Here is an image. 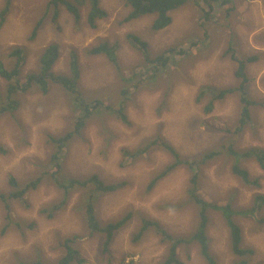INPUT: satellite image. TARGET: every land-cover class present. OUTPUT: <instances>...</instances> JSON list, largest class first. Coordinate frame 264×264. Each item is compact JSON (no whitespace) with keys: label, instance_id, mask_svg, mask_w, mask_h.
Wrapping results in <instances>:
<instances>
[{"label":"rangeland","instance_id":"1","mask_svg":"<svg viewBox=\"0 0 264 264\" xmlns=\"http://www.w3.org/2000/svg\"><path fill=\"white\" fill-rule=\"evenodd\" d=\"M210 1H188L171 12L170 26L156 31L152 28L156 15L126 21L131 8L125 0H102L101 6L109 16L98 21L97 28L89 26L88 9L83 7L79 23L64 9L60 16L62 30L58 31L52 22L50 0H12L6 21L0 23V62L12 69L16 63L12 53L22 49L26 57L22 80L37 72L40 55L51 43L61 46V58L53 69L59 75L70 73L71 51H79L80 88L90 99L108 98L106 102L114 105L123 94L125 79L134 74L145 77L137 78L129 93L122 95L128 101L125 112L129 123L116 114L100 121L92 119L83 137H76L59 154V173L66 179L97 176L108 185L122 184L118 192L104 193L95 199L96 216L102 225L133 213L107 248L105 235L88 227L82 207L92 196V187L75 189L66 206L53 218L48 216L54 203L63 199L51 175L57 169L49 170L54 166L49 162L53 153L57 155L51 139L68 133L75 116L65 89L57 83L51 84L47 95L31 89L18 97L21 104L16 113L0 115V145L7 149L0 153V195L14 190L11 176L21 186L38 176L44 177L37 189L11 201L13 224L4 201H0V264H32L38 260L57 264L67 238L74 240L85 264H160L167 246L156 227L138 240L142 219L159 222L162 229L175 236H185L195 229L193 205L177 211L165 207L178 205L187 196L192 174L187 166H182L151 187L173 157L165 150L154 149L132 160L123 157L124 149L143 148L145 141L155 139L159 133L184 158L220 150L232 142L238 149L264 148V0H218L209 5ZM5 4L6 0H0V10ZM42 19L40 32L33 39V30ZM129 34L148 43L152 60L166 51L174 57L167 65L148 62L128 39ZM105 41L118 42L117 65L106 54H91L93 47ZM230 47L240 56H259L258 61L248 64L247 71L251 98L261 104L252 108L249 128L235 137L232 131L240 116L237 94L217 101L209 113L205 108L212 93L207 91V96L198 100L204 87L221 90L238 85L236 64L228 53ZM184 50H189L188 56L180 55ZM6 85L0 76V92ZM1 103L0 99V106ZM232 165L233 160L222 155L203 167L200 194L212 203L232 200L237 206L247 207L255 193H264V169L252 160L242 164L252 177L260 178L261 189L255 190L242 184ZM238 221L244 232L242 247L254 251L248 264H264V227L246 216L238 217ZM15 222L24 228L18 229ZM208 235L218 264H234L237 258L232 254L228 229L218 212H210ZM179 252V259L185 264H206L195 245H184Z\"/></svg>","mask_w":264,"mask_h":264},{"label":"trees","instance_id":"2","mask_svg":"<svg viewBox=\"0 0 264 264\" xmlns=\"http://www.w3.org/2000/svg\"><path fill=\"white\" fill-rule=\"evenodd\" d=\"M188 1L190 0H125L127 5L131 8V12L126 17V21H132L146 15L154 14L156 15V18L152 23V28L156 31H160L172 24L173 18L171 12L181 8ZM217 1L218 0H211L208 4L211 5V3ZM101 2L102 0H50L49 10L52 12V22L56 29L61 31L62 26L60 23V16L65 9L66 12L74 18V21L79 23L82 20V8L85 7L88 9L87 23L92 28H97V22L105 20L109 16V13L102 8ZM11 8L12 0H6L5 7L0 10L1 24L6 21ZM43 23L44 20L42 19L36 24L32 34L33 39L38 36ZM128 39L134 46L138 47L143 52L146 60L150 63L161 62V64L167 65L171 61V57H174L173 55L168 56L167 54L169 51H166L156 59L152 60L149 56L148 43L146 41H143L133 34H129ZM118 47L119 44L117 41L113 44L105 41L104 43L93 47L91 54H106L117 65L116 50ZM180 52V55H189V50H187V52L185 50ZM228 53L232 54V58L236 64L234 75L237 80H239L238 85H235L233 88H223L221 90L204 87L198 96V100L202 101V99L207 96V91L212 93V99L205 108V111L209 113L214 109L217 101L224 100L230 94H237L240 103V116L237 126L232 131L235 137L241 134L243 135L246 129L249 128V125L252 122V108L261 104L251 98L252 96L248 90L249 78L247 71L248 64L258 61L259 56H240L233 47L229 48ZM12 56L16 58V63L12 69L7 68L0 62V76L7 83L5 89L0 92V99L3 103V105L0 106V115L16 113L21 104L18 97L20 95L28 94L31 89L47 95L50 92L52 83L60 84L65 89L68 96V105L70 109L75 112V116L71 119V127L69 128L68 133L62 137L51 139L56 145L57 155L53 153L54 155H52L49 162L54 163V166L51 165L49 170L57 169V171L53 172L51 175L56 186L62 191L63 199L54 203L51 209H49L48 216L53 218L55 213L65 207L75 189L92 187V194L90 193L92 196L88 198L82 206L85 211V219L88 227L94 232L105 235V247H109L116 232L133 218V213H129L119 221L115 220L114 222H107L102 225L96 216L95 199L98 198L97 196H102L104 193L118 192L122 184L108 185L97 176H93L86 180L66 179L59 173L60 169L62 170L61 163H58L59 154L61 149L66 145L68 147V144L70 142L72 143L76 137H83V132L92 119H98V121H100L106 116L116 114L122 119V121H124V123H129L125 112L128 101H125L124 97L122 98V95L126 96L127 93H129V88L133 87L131 83H134L139 77L143 79L145 74L140 76L134 74L128 79H125L124 83L127 84L122 88L123 94L118 97L117 103L113 105L106 102L108 98H106L105 101L102 99H90L80 88L81 64L79 51H77V49H72L71 51L70 73L59 75L56 74L53 69L59 61V58H61V46L56 43L49 44L44 48L40 55L37 72L28 75L25 77V80L21 79L22 69L26 61L24 51L18 48L12 53ZM164 69H162L161 72L164 71ZM153 72L154 70L151 73ZM158 75L159 74L154 78H157ZM3 99H5V102H3ZM121 99L122 103L120 105ZM262 104L264 105V103ZM119 105L120 107L118 108ZM144 143V147H140L136 151L124 149L122 154L123 157L137 160L141 158L142 155H145L154 149L165 150L173 157V162H171L166 169L152 181L151 187L156 185L160 180L165 179L168 174L174 172L179 167L187 166L192 174L189 179L187 196L182 199L178 205L173 204L174 206L167 205L165 207L177 211L179 209H184L188 205H193L197 227L185 236H175L168 233L166 229H162L159 222L142 219L143 224L138 233V240H140L151 228L156 227L158 229L157 233L161 234L162 242L167 246L168 250L164 260L160 264H185L179 259L180 248L184 245L197 246L199 253L205 259L206 264H218V259L211 250L210 238L208 235L210 212H218L228 229L229 245L232 254L237 258L234 264H248V258L254 254V251L242 247L244 232L238 221V217L246 216L253 218L257 220L260 226L264 227V215H261V212L264 209V193H255L251 205L247 207L237 206L232 200L225 204L212 203L203 198L200 194V174L203 167L212 163L216 158L224 155L228 159L233 160L232 171L234 175L241 180L243 185L251 189L260 190V178L252 177L251 173L245 169L242 164L244 161L252 160L264 169V148L249 147L246 149H238L232 142L231 144L225 145L220 150L204 152L193 158H184L176 148L161 135V133H159L155 139L149 142L145 141ZM5 152H7V149L0 145V153ZM44 176L46 177L49 175ZM10 179V185L14 190L8 194L0 195V201H4L5 207L8 211V219L11 218L12 213L11 201L13 199H22L30 190L37 189L44 180V177L38 176L35 180H32L23 186L17 182L15 177H11ZM13 223L12 220V224ZM15 225L18 229L24 228V225L19 222H15ZM73 242V239L67 238L62 244L63 253L58 259L57 264H85L86 260L83 257L82 252L74 247ZM32 264L45 263L38 260ZM130 264H133V262Z\"/></svg>","mask_w":264,"mask_h":264},{"label":"bare ground","instance_id":"3","mask_svg":"<svg viewBox=\"0 0 264 264\" xmlns=\"http://www.w3.org/2000/svg\"><path fill=\"white\" fill-rule=\"evenodd\" d=\"M13 3V2H12ZM60 59V58H59ZM74 143V142H73ZM73 145V144H72ZM4 146V145H3ZM6 149V148H5ZM69 152V151H68ZM12 153V152H11ZM17 175H18V173H17ZM12 177V176H11ZM17 179V178H16ZM9 180H11V179H9ZM18 182V181H17ZM20 182V181H19ZM21 183V182H20ZM19 183V184H20ZM23 184V183H22ZM122 187V186H121ZM176 205V204H175ZM174 206V205H173ZM16 209V208H15ZM16 212V211H15ZM24 223H26V222H24ZM173 234V233H172ZM175 234V233H174ZM176 235H178V234H176ZM182 235V234H181ZM184 235V234H183ZM80 241V240H79ZM84 257V256H83Z\"/></svg>","mask_w":264,"mask_h":264}]
</instances>
